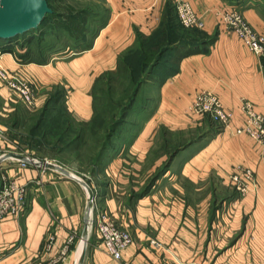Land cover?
Listing matches in <instances>:
<instances>
[{"label":"crops","instance_id":"obj_1","mask_svg":"<svg viewBox=\"0 0 264 264\" xmlns=\"http://www.w3.org/2000/svg\"><path fill=\"white\" fill-rule=\"evenodd\" d=\"M106 1L108 18L87 48L52 51L43 60L21 62L16 45L10 52L7 42L1 44V67L33 84L35 105L27 107L14 91L0 86V157L15 153L32 158L21 144L24 131L14 125L18 118L24 120L23 112L43 108L57 90L75 120L89 121L95 79L115 70L119 55L135 44L137 35L153 33L174 5V0ZM186 1L203 21V48L188 50L178 44L163 56L165 66L156 67V78L143 85L156 101L141 114L136 131L118 151L107 154L96 180L88 183L80 177L94 191L96 210L109 212L130 231L133 242L115 260L88 228L81 264H264V147L237 131L244 123L242 98L264 112V59L226 28L219 13L238 10L264 33V0ZM201 90L213 91L232 112L228 127L216 129L212 121H202L205 116L188 112ZM161 126L184 131L187 139L171 152ZM195 126L204 130L191 137L188 130ZM42 166H23L16 157L0 160V173L26 186L28 204L22 216L8 215L0 223V264H44L67 244L59 264H78L89 193L77 179L56 168L42 171ZM238 167L253 173L244 195L230 179Z\"/></svg>","mask_w":264,"mask_h":264},{"label":"trees","instance_id":"obj_2","mask_svg":"<svg viewBox=\"0 0 264 264\" xmlns=\"http://www.w3.org/2000/svg\"><path fill=\"white\" fill-rule=\"evenodd\" d=\"M47 1L53 12L46 16L39 29L47 24V31L56 30L58 28L66 33L72 32L73 34H77L83 41V44H75L72 48H70L71 50L89 47L97 29L92 30L93 37L91 40L85 41V32L90 31V28L84 25L85 12L82 10L75 11V9L67 5L64 7V11L60 12L58 10H61L64 5H53L52 0ZM57 1L60 0H53L55 3H57ZM30 32L25 33V35H29ZM201 37L202 34L199 29L184 27L180 24L173 5V7L168 10L167 17L163 23L159 25L153 33L148 36H144L142 34L137 35L135 44L119 55L115 70L112 72L102 73L95 79L91 93L92 117L89 121L81 122L75 120L69 111L61 105L60 101L63 93L60 90H57L47 99L43 108L32 113L33 115H31V121L33 123L30 125V128H27L28 130L24 131L25 134L21 137V144L23 143L30 146L36 145L49 150L58 149L62 146L60 144H64V146L77 144L76 140L80 138L81 135L77 132L74 135H69L70 125H79L80 130L84 126H93L95 124L94 122H96V116L100 113L98 110V106L101 102L99 93L101 92L103 94H107L112 96V98H114V96L118 93V96L115 97L117 99L115 104L120 105L123 103L120 114L113 120V124L110 125L111 130L106 134L98 156L93 158L91 162L92 165H94V170L92 171L93 174H98L104 159L110 152V149H113V143L111 145L109 139L114 135L113 132L116 130V127L124 121L128 112L133 108L136 97L142 86L149 80H154L156 78V75L154 74L155 68H162L165 66V61L162 60L163 56L173 48H176V45L178 44L188 50L195 48L202 49L203 43L205 44L206 42H199ZM15 38L16 37L7 40L0 39V46L1 44L9 42ZM9 46H11V44H9ZM205 49L206 48H204V50ZM61 50H63V48L48 50L47 48L41 47L38 49L39 56H37V60L45 59V54L48 52ZM8 51H13L12 46L8 49ZM29 57L34 58L31 52H27L19 57L17 56L21 62H27ZM125 81H128L129 84L126 87H123L122 84ZM145 112L146 110L144 109V111L140 113V116H143L141 114H145ZM23 121L24 120L18 118L14 127L22 130L21 123ZM109 146H111V148H108ZM173 149L174 152L177 147H174ZM164 168H166V166ZM161 174V171H159L156 175H154L150 183L140 194H145L151 188L153 182L159 178ZM87 182L90 183L91 181L87 180Z\"/></svg>","mask_w":264,"mask_h":264},{"label":"built area","instance_id":"obj_3","mask_svg":"<svg viewBox=\"0 0 264 264\" xmlns=\"http://www.w3.org/2000/svg\"><path fill=\"white\" fill-rule=\"evenodd\" d=\"M174 7L177 19L184 27L197 29L203 27L200 15L193 10L188 1L174 0ZM219 13L226 28L233 30L250 52L260 59H264V33L256 31L238 10L229 9ZM0 86L8 87L14 91L28 106L35 105V88L33 84L4 69L1 65ZM240 110L244 117V123L237 131L249 134L264 147V112H257L253 104L244 98L240 100ZM188 112L194 116H207L215 128L219 130L228 127L232 119V112L225 109L218 96L210 90H201L196 93L188 106ZM26 157L30 161L16 159L23 166L27 162L41 166L39 161ZM42 167V171H44L46 167ZM241 173L244 177L241 176ZM230 179L239 195H244L249 190L246 179H253V173L238 167V170L231 173ZM37 183L39 182L37 181ZM26 197L25 185L18 184L13 179H9L6 175L0 173V223L8 215L18 217L26 213L28 208ZM89 228L97 233L104 250L115 260H120L122 251L133 242L130 231L118 225L109 212L96 210L94 200ZM72 239L73 236L69 238L68 242L70 243ZM52 243L53 236L51 235L48 237L46 247L50 248ZM151 243L157 244L155 240H151ZM67 250L68 244L62 248L59 255L44 264H59Z\"/></svg>","mask_w":264,"mask_h":264},{"label":"rangeland","instance_id":"obj_4","mask_svg":"<svg viewBox=\"0 0 264 264\" xmlns=\"http://www.w3.org/2000/svg\"><path fill=\"white\" fill-rule=\"evenodd\" d=\"M52 4L59 6L64 5L62 6L61 10H58L60 12L64 11V7L66 5L75 9V11L82 10L85 12L84 25L90 28V31H84L86 33L85 41L91 40V38L93 37L92 30L98 29L101 24H103L107 20L109 15V9L107 7L106 0H60L57 1V3L53 2L52 0ZM46 27L47 24L42 26L41 29L33 30L29 33V35H21L22 37H16L15 39L7 43L11 44V46L16 45L18 50H15V53L18 57L24 55L27 52H31L32 56L37 57L39 55L38 49L41 47L47 48L48 50L54 48H63V50L66 51L71 50L70 48H72V46H74L75 44H83V41L80 37H78L77 34H73L72 32L66 33L65 31H62L58 28L56 30L47 31ZM62 53L63 52H61V54ZM11 73H14L18 77H21V75L18 73ZM128 84L129 82L125 81L123 82L122 86L126 87ZM99 94L101 97V102L98 106V110L100 113L96 116V122H94L95 124L90 127L84 126L81 130L79 125H70L69 135H74L76 134V132L81 135L80 138L76 140L77 144H70L69 146L60 144L62 146L58 148L59 150H49L44 147L36 145L30 146L23 143L22 147L32 153V155H30L32 156V158L35 156L37 158L40 157L41 159L49 158L53 162L60 164L62 167L78 177L90 181L96 180L97 174H93L92 171L94 170V165H92L91 162L93 158L97 157L98 153L101 151V145L105 139V136L111 130L110 125L113 124V120L119 116L121 107L123 105V103H121L120 105L115 104V101H117L115 97L118 96V93L116 94V96H114V98L101 92ZM153 95V92L149 91V88H147V86H143L141 88L136 97L133 108L128 112L124 121L118 127H116V130L113 132L114 135L109 139L111 145L113 143V149L111 148V146L108 147L111 148V153L118 151L121 143H125V138H130L131 134L136 131L135 127L138 126V123L140 121V113L144 111V109H150L156 101L154 97L155 95ZM22 102L27 106V104L23 100ZM31 115L33 114L30 113L29 115H27L24 112L22 113L24 119V121L21 123L22 131L28 130L27 128L31 127L30 125L33 123L31 121ZM206 117L207 116H205V118L203 117L202 121L210 124L209 118L207 117V119ZM203 130L204 127L195 126L188 131L191 137H197ZM159 132L164 134L165 137L168 138L165 140V142L169 143L168 146H170V151L174 150L173 148L176 147V144L180 145L182 143L181 141L187 139L185 138L186 134H183L184 131H170L166 127L161 126L159 127Z\"/></svg>","mask_w":264,"mask_h":264},{"label":"water","instance_id":"obj_5","mask_svg":"<svg viewBox=\"0 0 264 264\" xmlns=\"http://www.w3.org/2000/svg\"><path fill=\"white\" fill-rule=\"evenodd\" d=\"M52 12L53 10L49 6L47 0H0V39H11L35 29H39L46 16ZM6 157H16L23 160H29L26 156L15 153L5 154L0 157V160ZM39 164L44 167L56 168L67 176L77 179L86 187L89 193L85 214L86 224L83 230L84 245L78 260V264H81L85 253L89 220L94 200V191L83 179L72 174L59 164L47 160L39 161Z\"/></svg>","mask_w":264,"mask_h":264}]
</instances>
